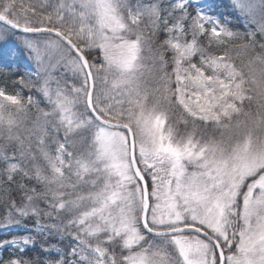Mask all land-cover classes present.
Masks as SVG:
<instances>
[{
  "label": "snow or ice",
  "instance_id": "6c2138e0",
  "mask_svg": "<svg viewBox=\"0 0 264 264\" xmlns=\"http://www.w3.org/2000/svg\"><path fill=\"white\" fill-rule=\"evenodd\" d=\"M217 7L0 0V264H264V0Z\"/></svg>",
  "mask_w": 264,
  "mask_h": 264
},
{
  "label": "rangeland",
  "instance_id": "374dc122",
  "mask_svg": "<svg viewBox=\"0 0 264 264\" xmlns=\"http://www.w3.org/2000/svg\"><path fill=\"white\" fill-rule=\"evenodd\" d=\"M213 3L218 5L217 12L222 13L225 17H227L229 20H231V25L233 27V30L243 31V21H238L236 19V16L233 14V9L231 7V0H212ZM23 71H25V68L21 67ZM43 107V105H41Z\"/></svg>",
  "mask_w": 264,
  "mask_h": 264
},
{
  "label": "trees",
  "instance_id": "16d2710c",
  "mask_svg": "<svg viewBox=\"0 0 264 264\" xmlns=\"http://www.w3.org/2000/svg\"><path fill=\"white\" fill-rule=\"evenodd\" d=\"M4 72H5V70L0 69V83H3V82L5 81V75H4ZM20 73H21V74L24 73V71H23L22 68H20ZM14 78H15L14 76H10V75H9V79H8V83H9V85L11 84V80L14 79ZM9 90L12 91L11 87L9 88ZM23 94H24L25 97H27V96L29 95L28 90H27V89H24V93H23Z\"/></svg>",
  "mask_w": 264,
  "mask_h": 264
}]
</instances>
